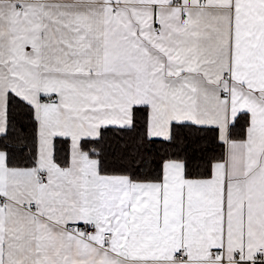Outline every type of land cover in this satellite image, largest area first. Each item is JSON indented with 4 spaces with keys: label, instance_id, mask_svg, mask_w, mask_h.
<instances>
[{
    "label": "crops",
    "instance_id": "crops-1",
    "mask_svg": "<svg viewBox=\"0 0 264 264\" xmlns=\"http://www.w3.org/2000/svg\"><path fill=\"white\" fill-rule=\"evenodd\" d=\"M10 94L35 110L38 161L10 169L0 151V264H264V0H0V137ZM136 107L152 140L216 128L226 160L200 180L178 161L161 182L101 175L84 143Z\"/></svg>",
    "mask_w": 264,
    "mask_h": 264
},
{
    "label": "trees",
    "instance_id": "trees-1",
    "mask_svg": "<svg viewBox=\"0 0 264 264\" xmlns=\"http://www.w3.org/2000/svg\"><path fill=\"white\" fill-rule=\"evenodd\" d=\"M7 134L0 137V151L6 154L10 169H31L38 161V123L34 108L10 94L8 97ZM250 126L248 114H241L229 129L231 141L246 139ZM149 110L136 107L130 129H103L98 140L84 143L98 150L99 172L124 176L133 182H161L164 165L183 163L185 177L208 179L213 165L226 160L227 146L220 142L216 128L192 124H174L169 140H152L148 135ZM70 144L55 143V160L63 165L69 159Z\"/></svg>",
    "mask_w": 264,
    "mask_h": 264
},
{
    "label": "built area",
    "instance_id": "built-area-1",
    "mask_svg": "<svg viewBox=\"0 0 264 264\" xmlns=\"http://www.w3.org/2000/svg\"><path fill=\"white\" fill-rule=\"evenodd\" d=\"M115 5H117V4H115ZM116 12H117L116 9H114V13H116ZM6 207H7V201L4 200V198L2 196H0V211L1 210H5ZM29 207H30V210L32 212L37 214V207H38L37 202L31 203L29 205ZM85 229H86V233L89 236H92L96 232L95 224H89V225H87L85 227ZM110 238H111V234H105L104 235V239L106 241H109ZM173 259H174V261H177V262H183V261L186 260V254H185V252L183 250H180V251L176 252V254L173 256ZM261 263L262 262L259 259H256V260L253 261V264H261Z\"/></svg>",
    "mask_w": 264,
    "mask_h": 264
}]
</instances>
